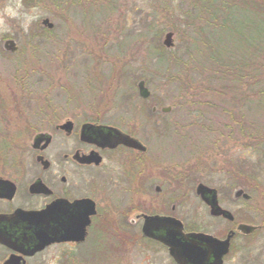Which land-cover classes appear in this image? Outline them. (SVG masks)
I'll return each mask as SVG.
<instances>
[{
  "label": "rangeland",
  "instance_id": "rangeland-1",
  "mask_svg": "<svg viewBox=\"0 0 264 264\" xmlns=\"http://www.w3.org/2000/svg\"><path fill=\"white\" fill-rule=\"evenodd\" d=\"M195 1L42 0L24 5L25 12L38 9L28 31L19 19L6 17L9 30H0V38L11 35L26 49L10 58L0 41V109L6 108L11 116L29 117L32 124L39 125L37 106L49 96L65 118L76 114L73 116L80 123L94 112L100 113L103 123L123 119L149 146L150 156L143 165L152 168L145 175H154L163 188L166 178L185 179L190 205L179 208L176 216L183 219L189 211L216 234L223 232L224 224L212 220L199 204L198 183L219 188L225 195L242 187L252 199L240 200L239 205L245 211L256 206L264 213V146L238 136L239 120L249 126L257 118L264 124V106L260 107L264 96L258 93L264 90V74L260 73L254 86L248 85L237 76L226 75L210 58L235 67L248 57L255 60L264 39V14L241 0H237L238 6L233 0H218L228 9L219 13L224 25L217 27L209 25L207 16L200 19ZM9 2L0 0V9ZM45 18L54 23L52 31L41 23ZM168 31L175 36L172 48L163 44ZM41 33V38L31 36ZM158 47L168 57L182 58L188 66L163 65ZM34 65L44 69L42 74L24 76ZM139 80L145 81L150 98L140 96ZM51 82L59 88L56 96L49 94ZM91 105L96 110L89 109ZM154 106L157 109L152 112ZM163 107L171 109L163 112ZM32 139L31 134L6 136L0 132V160L30 159ZM65 140L57 136L53 150L63 142L71 143ZM101 167L98 172L104 174ZM113 175L117 181H109L106 187L121 192V171ZM251 237L237 239L239 249L228 264L264 263V231ZM103 239V235L96 236V240ZM136 248L133 262L141 257ZM141 249L143 253L151 250Z\"/></svg>",
  "mask_w": 264,
  "mask_h": 264
},
{
  "label": "flooded vegetation",
  "instance_id": "flooded-vegetation-1",
  "mask_svg": "<svg viewBox=\"0 0 264 264\" xmlns=\"http://www.w3.org/2000/svg\"><path fill=\"white\" fill-rule=\"evenodd\" d=\"M38 1L42 0H23V4L30 6ZM31 36L41 38L44 34ZM10 39L16 42L17 51L4 48ZM0 41L10 58L26 50L11 35L2 36ZM42 70L34 65L25 70L24 76L41 75ZM56 84L51 82V96L59 94ZM47 98L37 106L35 115L39 125L32 124L29 117L11 116L6 108L0 109L1 133L8 136L18 132L24 137L31 134L33 138L30 159L0 160V264H213V247L189 235L203 233L224 240L232 233L230 249L222 263L228 264L231 254L239 249L236 242L239 237L256 238L264 231V213L256 206L245 211L239 205L240 200L252 199L242 187L233 188L225 195L219 188L207 185L215 191H207L204 197L197 194L200 183L195 188L199 204L212 220L224 224L223 232L211 233L209 224L203 225L189 211L183 219L176 216L179 208L190 205L191 194L185 192V179L183 182L175 176L166 178L167 187L163 188L154 175H145L152 168L143 165L145 157L150 156L149 146L137 137L136 128L123 119L118 123H103L100 113L95 112L81 123L73 116L76 114L65 118L61 107L52 104L51 97ZM71 100L68 101L74 102ZM94 106L88 108L96 110ZM68 121L72 122L70 129L60 127ZM115 129L138 138L146 149L141 151L123 144L110 147L107 142L117 135ZM41 134L49 136L35 143ZM57 136L71 143L63 142L53 150ZM98 157L100 163L96 161ZM101 166H104V174L98 172ZM117 171L122 175L119 177L123 185L121 192L106 187ZM238 189H243L250 197L235 196ZM214 197L227 212L211 214ZM154 215L177 218L183 225L153 227L154 237L147 236L144 234L145 216ZM241 224L252 226L251 233L241 231ZM177 230V237L183 242L197 243L195 256L188 257V253L181 250L185 255L183 263L174 258L170 245L165 243ZM97 235H103L104 239L96 240ZM142 246L151 250L143 253ZM135 247L141 256L137 257V262H133Z\"/></svg>",
  "mask_w": 264,
  "mask_h": 264
},
{
  "label": "water",
  "instance_id": "water-1",
  "mask_svg": "<svg viewBox=\"0 0 264 264\" xmlns=\"http://www.w3.org/2000/svg\"><path fill=\"white\" fill-rule=\"evenodd\" d=\"M45 26H47L49 29H52L54 27V23L51 22V20L49 18H46L43 20L42 22ZM163 44L165 47L167 48H172L175 46V37H174V32L172 31H168L165 33L164 37H163ZM4 48L8 51H17L18 50V46L16 44V42L14 40H7L5 42V44L3 45ZM138 91L139 94L142 98H150L151 96V91H149L148 87L146 86V83L144 80H139L138 81ZM156 107H154V111H156ZM170 107H163L162 111L163 112H168L170 111ZM72 126V122L68 121L66 123H64L62 126V128L65 129H70ZM117 132V135L114 137L113 141H108L107 145H109L110 147H116L117 145L123 144L132 148H136V149H140L145 150L146 146L144 144H142V142L138 139L135 138L133 136H131V134H127L124 133L118 129H115ZM46 136H49L47 134H41L40 136H38L35 140V143L41 142L44 138H46ZM49 143V138H47V142L46 145ZM97 163L101 162V158L98 157L97 158ZM207 191H215V189H211L210 187L207 186V184H203L200 183L197 187V194H200L202 197H204L205 193H207ZM244 194V196L246 198H249L250 196L245 193V191L243 189H238L235 192V196H240ZM213 204L212 205V209H211V214L214 215H220L221 213H225L227 211L223 210L221 207H219L218 203H217V198L214 197L213 198ZM229 217H233L231 215V213H228ZM146 217V222L144 225V234L150 237H154V232H152V228L153 227H166V226H181L183 225L182 222L174 217H162V216H158V215H154V216H145ZM240 230L245 232V233H251L253 227L247 224H241L240 225ZM179 232L178 230L176 232L173 231V233H171L167 240H165V243H167L168 245H170L171 247V252L174 256V258H176L178 261L182 262L184 260L183 257H185L184 254L181 253V250L185 251L186 253H188V257H192L196 255V246L197 243L196 242H183L180 238H178ZM189 236L196 238L200 241H202L203 243H207L208 245H210L211 247H213L214 252H215V261L213 262V264H222L223 263V257L229 252L230 249V244H231V238L233 236L232 233H230L228 235V237L224 240L214 237L212 235H208V234H203V233H192ZM207 259V258H205ZM183 263V262H182Z\"/></svg>",
  "mask_w": 264,
  "mask_h": 264
},
{
  "label": "trees",
  "instance_id": "trees-1",
  "mask_svg": "<svg viewBox=\"0 0 264 264\" xmlns=\"http://www.w3.org/2000/svg\"><path fill=\"white\" fill-rule=\"evenodd\" d=\"M237 0H233V4L238 6V3H236ZM244 5L249 6V8L263 12L264 14V0H241ZM194 9H199L200 11V19H205L207 16V21L210 23L209 25H216L217 27L224 25V22L220 19L219 13H225L228 7L224 4H218V0H196ZM220 13V14H221ZM194 20V19H193ZM202 29V28H201ZM200 29V31H201ZM264 36V35H263ZM160 52H162L161 55V62H163V65H167L168 67H174L177 69H181L183 67H187L188 64L182 60L180 57H176L175 55L166 56L163 54L165 50L163 48L158 47ZM258 54L257 58L255 60H251L250 57L246 58L245 61L240 60L238 62V67L235 66H225L221 64L220 61L215 60L213 57L210 58L211 62L215 61L218 63L220 67H222V72L227 74H232L233 76L239 77L240 81L247 82L248 85H253L255 82H259L260 79V73L264 74V39L261 41V46L257 49ZM172 65V66H171ZM220 71V70H219ZM243 79V80H242ZM258 93H261V95L264 96V90L259 91ZM264 106L261 105L262 108ZM257 119V118H256ZM254 120L252 123H250L249 126H246L244 121L239 120L240 127L238 128V136H243L245 138H252V143L257 144L259 146H264V124H261L257 122V120ZM170 125L166 126V129L169 128ZM263 149V148H262Z\"/></svg>",
  "mask_w": 264,
  "mask_h": 264
},
{
  "label": "clouds",
  "instance_id": "clouds-1",
  "mask_svg": "<svg viewBox=\"0 0 264 264\" xmlns=\"http://www.w3.org/2000/svg\"><path fill=\"white\" fill-rule=\"evenodd\" d=\"M38 9L33 8L32 10L25 12L23 0H10L9 3L5 4L3 9H0V30H9L6 18L19 19L21 26L24 31L27 32L30 24L37 18Z\"/></svg>",
  "mask_w": 264,
  "mask_h": 264
}]
</instances>
